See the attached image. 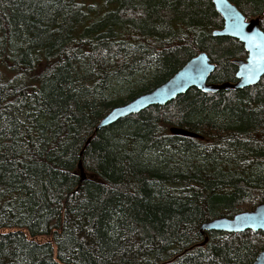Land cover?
Segmentation results:
<instances>
[{"label":"trees","instance_id":"1","mask_svg":"<svg viewBox=\"0 0 264 264\" xmlns=\"http://www.w3.org/2000/svg\"><path fill=\"white\" fill-rule=\"evenodd\" d=\"M231 1L264 29V0ZM223 25L212 0H0V264L254 261L264 231L200 227L264 202V76L93 135L200 51L235 81L247 51Z\"/></svg>","mask_w":264,"mask_h":264},{"label":"water","instance_id":"2","mask_svg":"<svg viewBox=\"0 0 264 264\" xmlns=\"http://www.w3.org/2000/svg\"><path fill=\"white\" fill-rule=\"evenodd\" d=\"M224 19V25L213 31L214 35H224L239 39L247 51L245 58H235L238 65L235 81L211 82V73L216 65L206 51H200L190 58L167 81L156 88L142 93L123 104L113 107L96 125L93 135L102 127L109 126L118 119L143 109L160 104L164 105L191 87L204 92L239 89L258 83L264 76V29L260 17L248 18L231 0H212ZM171 132L186 136L202 137V135L182 127H171ZM89 137L85 147L90 143ZM84 147V149H85ZM81 151V155H82ZM81 180L87 178L82 159L79 161ZM205 230L241 232L247 229L264 231V202H260L251 210L240 211L233 216L221 215L204 221L201 225ZM251 264H264V249L261 250Z\"/></svg>","mask_w":264,"mask_h":264},{"label":"bare ground","instance_id":"3","mask_svg":"<svg viewBox=\"0 0 264 264\" xmlns=\"http://www.w3.org/2000/svg\"><path fill=\"white\" fill-rule=\"evenodd\" d=\"M251 86V85H250ZM80 171V170H79ZM250 230H252V229H250ZM253 231V230H252ZM259 231V230H258ZM262 231V230H261Z\"/></svg>","mask_w":264,"mask_h":264}]
</instances>
